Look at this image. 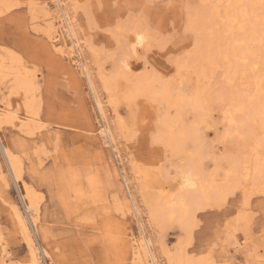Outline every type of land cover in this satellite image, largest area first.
<instances>
[{
  "label": "rangeland",
  "instance_id": "374dc122",
  "mask_svg": "<svg viewBox=\"0 0 264 264\" xmlns=\"http://www.w3.org/2000/svg\"><path fill=\"white\" fill-rule=\"evenodd\" d=\"M206 1L0 0V264H264V40Z\"/></svg>",
  "mask_w": 264,
  "mask_h": 264
},
{
  "label": "bare ground",
  "instance_id": "6f19581e",
  "mask_svg": "<svg viewBox=\"0 0 264 264\" xmlns=\"http://www.w3.org/2000/svg\"><path fill=\"white\" fill-rule=\"evenodd\" d=\"M206 2H209L210 3V0H208V1H206ZM242 2V1H241ZM57 4V7H61L62 5H63V0H58V2H56ZM238 3H239V0H236V1H233L232 2V4L234 5L233 7V9L232 10H235V11H237V6L239 7V5H238ZM218 5H220L219 3H218ZM226 6H227V3H226ZM240 8V7H239ZM61 9H62V7H61ZM241 9V8H240ZM238 10L237 11V14L238 13H240L241 14V16L240 17H242V19H241V23H243L244 22V24L243 25H241L240 26V28H239V32H241V33H239L240 35H244L245 37H247V38H249L250 39V41H252V42H256V41H262L261 39H263L264 40V0H246V3L244 4V6H243V9L242 10ZM219 10V9H218ZM63 12H64V10H63ZM194 15V14H193ZM61 18L63 19V21H62V25H63V27H64V29L66 30H64L65 32H66V35L69 37V38H73L74 39V37H75V35H74V30H73V28H72V26H71V24H70V22L69 21H67V17H66V15L65 14H63L62 13V15H61ZM233 18H235V17H232V15L230 16L229 15V23L232 25V22H234V19ZM193 19V18H192ZM207 19V18H206ZM227 20V19H226ZM130 21V20H129ZM220 20H219V17H217L216 15H211V18H208L207 19V21H206V24H209V25H211L210 27H212L213 25H217L218 23H220L219 22ZM194 22V21H193ZM223 23V22H222ZM194 24V23H193ZM234 24V23H233ZM236 24V23H235ZM234 24V25H235ZM208 25V26H209ZM240 25V24H239ZM233 26V25H232ZM207 28H209V27H207ZM232 29H233V27H232ZM229 31V30H228ZM218 32V31H217ZM62 33V32H61ZM231 33V32H230ZM217 34V33H216ZM228 34V33H227ZM65 35V34H64ZM230 35V34H229ZM219 36V35H218ZM67 37V38H68ZM132 40V39H131ZM143 40V37L141 36V35H136L135 37H134V44L133 45H135L136 47L141 43V41ZM242 39H240V41H241ZM147 41V40H146ZM232 42H234V41H232ZM239 42V41H238ZM72 44H77L75 41L73 42H71ZM242 43V42H241ZM260 43V42H259ZM146 44V43H145ZM238 44V43H237ZM250 44V43H249ZM252 44V43H251ZM261 44H262V42H261ZM232 45H233V43H232ZM239 45V44H238ZM263 45V44H262ZM64 46H66V44L64 45ZM237 46V45H236ZM246 46V45H245ZM257 46V45H256ZM241 47H243V46H241ZM140 48V47H139ZM234 48H236V47H234ZM137 50V49H136ZM238 50H239V48H238ZM240 50H241V48H240ZM134 51V50H133ZM230 53H231V51L227 48H222V46L221 45H218L214 50H213V52H212V54H211V52L209 53V55H208V57H209V60L211 61V62H213L214 64H217V62H219V61H221V60H225V59H228V57H229V55H230ZM190 54V53H189ZM241 54L245 57V55H247V54H249L248 52H247V50H243V52H236V56H241ZM261 55H263V53H261ZM235 56V57H236ZM243 56H241V57H243ZM256 56V55H255ZM203 59H204V57H202ZM206 59H207V57H206ZM238 59V58H237ZM239 59H240V57H239ZM244 59V58H243ZM254 59H256L255 61L257 62V63H260L261 62V60H262V58L261 57H259V58H254ZM97 60V59H96ZM111 60V59H110ZM205 60V59H204ZM248 60V59H247ZM209 61V62H210ZM226 61V60H225ZM124 62V61H123ZM208 62V61H207ZM263 62V61H262ZM13 63V62H12ZM203 63V62H202ZM224 63V62H223ZM85 64V63H84ZM123 64V63H122ZM188 64V63H187ZM204 64H206V63H204ZM209 64V63H208ZM248 64V63H247ZM12 65V64H11ZM114 65V64H113ZM121 65V64H120ZM126 64H124V66H125ZM128 65V64H127ZM224 65V64H223ZM222 65V66H223ZM254 65V64H253ZM82 66V65H81ZM207 66V65H206ZM214 66V65H213ZM236 66V65H235ZM249 66V65H248ZM250 66H252V65H250ZM9 67H11V66H9ZM14 67V66H13ZM202 67H204V66H202ZM209 66H207V68H208ZM246 67V66H245ZM120 68H121V66H120ZM205 68V67H204ZM203 68V69H204ZM220 68V67H219ZM122 69H124V68H122ZM127 69V68H126ZM191 69V68H190ZM210 69V68H209ZM212 69V68H211ZM215 69V68H214ZM236 69V68H235ZM253 69H255V67L253 66ZM84 70V69H83ZM192 70V69H191ZM213 70V69H212ZM223 70V69H222ZM124 71V70H123ZM188 71V70H187ZM210 71V70H209ZM209 71H208V73H209ZM219 71V70H218ZM8 72V71H7ZM127 72V71H126ZM207 72V71H206ZM211 72V71H210ZM217 72V71H216ZM2 73H3V71H2ZM5 73H6V71H5ZM5 73H3V74H5ZM207 73V74H208ZM256 73V72H255ZM124 74V73H123ZM211 74V73H210ZM257 74V73H256ZM23 75V74H22ZM107 75V74H106ZM205 75V74H204ZM123 77V76H122ZM199 77V76H198ZM5 78V77H4ZM208 78V77H207ZM93 79V78H92ZM197 79V78H196ZM94 80V79H93ZM210 80V79H209ZM31 81V80H30ZM29 81V82H30ZM254 81H256V80H254ZM17 87L19 88V90H21L20 89V87H23V89L24 90H26L27 89V84H28V82H27V80L26 79H24V78H22V77H18L17 78ZM114 82V81H113ZM124 82V81H123ZM210 82H212V81H210ZM102 83V82H101ZM126 83V82H125ZM257 84V83H256ZM32 85V84H31ZM178 86V85H177ZM139 87V86H138ZM199 87V86H198ZM259 89H257V85H256V89L259 91V93H261L262 92V88H261V86L259 85ZM18 88H17V90H18ZM117 88H118V86H117ZM202 88V87H201ZM207 88V87H206ZM210 90V89H209ZM212 90V89H211ZM168 93V92H167ZM212 93H214V92H212ZM112 94V93H111ZM169 94V93H168ZM203 94V93H202ZM210 94V93H209ZM96 95V94H95ZM125 95V94H124ZM232 95V94H231ZM20 96V95H19ZM199 96H200V93H199ZM254 96V95H253ZM252 96V97H253ZM167 97V96H166ZM168 97H170V96H168ZM232 97V96H231ZM187 98V97H186ZM255 99V98H254ZM97 100H98V98H97ZM112 100V99H111ZM189 101H192V100H189ZM205 101V100H204ZM204 101H202L201 102V100L199 99V100H197V102H196V106L198 107V108H202V104H203V102ZM99 103V102H98ZM182 104V103H181ZM207 104V103H206ZM165 105V104H164ZM4 106V105H3ZM5 106H6V104H5ZM9 106V105H8ZM177 106V105H176ZM193 107V106H192ZM209 107V106H208ZM207 107V108H208ZM239 107H242V104L241 103H239ZM9 108V107H8ZM28 108V107H27ZM178 108V107H177ZM206 108V109H207ZM2 108L0 107V121L2 122L3 120H4V118L6 119V117H1V115L3 116V113H2V110H1ZM4 109H6V108H4ZM3 109V110H4ZM264 109V108H263ZM263 109H261V110H257V112H255V113H259V115H262L263 114V112H264V110ZM208 110V109H207ZM231 110V109H230ZM5 112V111H4ZM10 112V111H9ZM223 112V111H222ZM11 113V112H10ZM234 113V112H233ZM119 114V113H118ZM224 114V113H223ZM221 115H222V113H221ZM28 116V115H27ZM223 116V115H222ZM227 116H228V114H227ZM226 116V117H227ZM229 117V116H228ZM224 119H226V118H224ZM7 121H8V119H6ZM5 120V121H6ZM209 120V119H208ZM223 121V120H222ZM225 121V120H224ZM106 123V122H105ZM122 123V122H121ZM208 123V122H207ZM1 124V123H0ZM175 124V123H174ZM176 124H177V122H176ZM230 124V123H229ZM123 125H124V123H123ZM122 125V126H123ZM232 125V124H231ZM186 126V125H185ZM192 126H194V125H192ZM233 126H234V124H233ZM255 126V125H254ZM236 127V126H235ZM251 128V127H250ZM186 129V128H185ZM257 129V128H256ZM106 130V129H105ZM210 130V129H209ZM259 131V130H258ZM106 132V131H105ZM228 133V132H227ZM106 134H107V132H106ZM200 134V133H199ZM205 134V133H204ZM203 134V135H204ZM262 134H264V133H262ZM261 134V135H262ZM228 135V134H227ZM233 135V134H232ZM259 135H260V133H259ZM201 136V135H200ZM226 136V135H225ZM194 137V136H193ZM199 137V136H198ZM227 137V136H226ZM230 137V136H229ZM255 137H257V135L255 136ZM109 139V138H108ZM185 139V138H184ZM225 139V138H224ZM223 139V140H224ZM239 139V138H238ZM246 139V138H245ZM250 139V138H249ZM227 140V139H226ZM256 140V139H255ZM241 141V140H240ZM258 141V140H257ZM226 142V141H225ZM243 142V141H242ZM250 144V143H249ZM248 144V145H249ZM115 146V145H114ZM190 146V145H189ZM241 146V145H240ZM249 147H252V146H249ZM170 148V147H169ZM239 148V147H238ZM255 148V147H254ZM260 149V148H259ZM258 149V147H257V150H259ZM249 150V149H248ZM7 151H9V150H7ZM240 151V150H239ZM254 151V150H253ZM256 151V150H255ZM184 153V152H183ZM188 153V152H187ZM119 154V153H118ZM182 154V153H181ZM185 154V153H184ZM117 155V154H116ZM193 156V155H192ZM246 156V155H245ZM260 156V155H259ZM9 157H10V159H11V167L13 168V170L12 171H14L15 170V173L19 176L20 175V170H19V165H18V163L16 162V161H13L12 159H13V157H11V154L9 155ZM9 157H7V158H9ZM182 157V156H181ZM194 157V156H193ZM242 157V156H241ZM257 157V156H256ZM195 158V157H194ZM245 158V157H244ZM248 158V157H247ZM120 159V158H119ZM238 159V156L236 157V160ZM248 159H250V158H248ZM255 159V158H254ZM259 159V158H258ZM10 161V160H9ZM186 161V160H185ZM246 161V160H245ZM256 161V160H255ZM254 161V163H255V165H257L256 164V162ZM241 162V161H240ZM247 162V161H246ZM263 162V161H262ZM245 163V162H244ZM142 164V163H141ZM235 165H236V163H234ZM246 164V163H245ZM261 164V163H260ZM234 165V166H235ZM250 166V165H249ZM263 166V165H262ZM123 167V166H122ZM136 167V166H135ZM245 167V166H244ZM260 167V166H259ZM122 169V168H121ZM255 169V168H254ZM261 170V169H260ZM22 171V170H21ZM175 171V170H174ZM248 171H250L249 169H248ZM230 172V171H229ZM217 173V172H216ZM259 173H260V171H259ZM15 174V175H16ZM134 174H136V173H134ZM241 174V173H240ZM260 174H262V172L260 173ZM14 175V176H15ZM182 175V174H181ZM229 175H231V172H230V174ZM254 175V174H253ZM178 176V175H177ZM245 176V175H244ZM125 177V176H124ZM135 177H137V176H135ZM182 177V178H181ZM179 178V177H178ZM180 178H181V181L183 182V183H185V185H187V186H193L196 182L194 181V179H198V178H196V177H194V174L193 173H191L190 171L189 172H186V173H184L182 176H180ZM227 178V177H226ZM243 178V177H242ZM136 179V178H135ZM171 179V178H170ZM176 181H177V179H175ZM125 182V181H124ZM127 182V181H126ZM215 182V181H214ZM213 182V183H214ZM259 182V181H258ZM157 183V182H156ZM119 184H120V182H119ZM150 184V183H149ZM221 184V183H220ZM155 185V184H154ZM216 185V184H215ZM252 185V184H251ZM131 186V185H130ZM149 186V185H148ZM214 186V185H213ZM219 186V185H218ZM223 186V185H222ZM150 187H153L152 186V184H150ZM207 187V186H206ZM211 187V186H210ZM210 187H208V189L210 188ZM154 188V187H153ZM194 188V187H193ZM192 188V189H193ZM202 188H204V187H202ZM197 189V188H196ZM211 189V188H210ZM214 189V188H213ZM219 189V188H218ZM27 191H29L28 189H27ZM182 192V191H181ZM194 193H195V191H194ZM196 193H198V192H196ZM208 193H210V192H208ZM215 193V192H214ZM219 193V192H218ZM134 195V194H133ZM177 196V195H176ZM27 198H28V201L30 202V204H29V207H28V209L27 210H29L31 207H34L35 205V199H34V197H33V194L31 193V192H27ZM190 200V199H189ZM194 200V199H193ZM205 200H208V199H206L205 198ZM173 201V200H172ZM126 202V201H125ZM208 202V201H207ZM135 203H137L136 202V200H135ZM182 203V205H180V207H178L179 208V213H180V217H181V219H187V218H189L190 217V212L192 211V210H190L191 208H190V204L189 205H186L185 203H183V202H181ZM191 203V202H190ZM193 204V203H192ZM200 208H202V207H200ZM137 209V208H136ZM172 211H174V210H172ZM138 213V212H137ZM17 215H18V217H19V219H20V221L22 222V224H23V226H24V228L26 229V230H28V226H27V223H26V220L24 219V216H23V214L20 212V211H18L17 212ZM186 221V220H185ZM142 224V223H141ZM146 240V239H145ZM31 244V249H32V253H33V255H34V258H35V260L36 261H38V256H37V253H36V249H35V247L36 246H34L32 243H30ZM148 244V243H147ZM151 250V249H150ZM141 251H143V253L144 254H148L149 252H148V250H147V247H146V245L145 244H143V242L141 241ZM140 254V253H139ZM138 254V255H139ZM150 255V254H149ZM190 260V259H189ZM3 261V260H2ZM146 261V260H145ZM156 261V260H155ZM186 261V260H185ZM4 262V261H3ZM2 264H4V263H2ZM155 264H156V262H155Z\"/></svg>",
  "mask_w": 264,
  "mask_h": 264
}]
</instances>
